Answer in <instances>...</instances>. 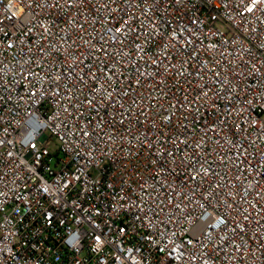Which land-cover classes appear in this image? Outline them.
I'll return each mask as SVG.
<instances>
[{
    "label": "built area",
    "instance_id": "2783aa9c",
    "mask_svg": "<svg viewBox=\"0 0 264 264\" xmlns=\"http://www.w3.org/2000/svg\"><path fill=\"white\" fill-rule=\"evenodd\" d=\"M0 264H264V0H0Z\"/></svg>",
    "mask_w": 264,
    "mask_h": 264
},
{
    "label": "rangeland",
    "instance_id": "374dc122",
    "mask_svg": "<svg viewBox=\"0 0 264 264\" xmlns=\"http://www.w3.org/2000/svg\"><path fill=\"white\" fill-rule=\"evenodd\" d=\"M56 147H57V142L55 140V142H53V144H52V149H56Z\"/></svg>",
    "mask_w": 264,
    "mask_h": 264
}]
</instances>
